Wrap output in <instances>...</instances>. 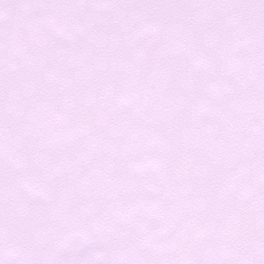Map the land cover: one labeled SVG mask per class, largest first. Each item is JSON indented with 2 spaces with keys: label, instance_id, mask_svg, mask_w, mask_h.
Segmentation results:
<instances>
[{
  "label": "snow or ice",
  "instance_id": "obj_1",
  "mask_svg": "<svg viewBox=\"0 0 264 264\" xmlns=\"http://www.w3.org/2000/svg\"><path fill=\"white\" fill-rule=\"evenodd\" d=\"M0 264H264V0H0Z\"/></svg>",
  "mask_w": 264,
  "mask_h": 264
}]
</instances>
